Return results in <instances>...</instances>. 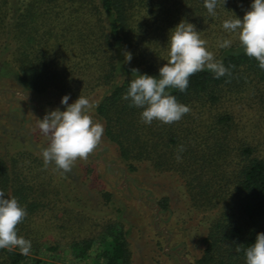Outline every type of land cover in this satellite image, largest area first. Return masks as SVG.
Masks as SVG:
<instances>
[{
  "label": "trees",
  "instance_id": "obj_1",
  "mask_svg": "<svg viewBox=\"0 0 264 264\" xmlns=\"http://www.w3.org/2000/svg\"><path fill=\"white\" fill-rule=\"evenodd\" d=\"M250 4L218 0L210 16L203 0H0L1 73L35 98L53 92L74 101L101 91L94 116L127 173L146 164L153 172L174 174L193 208L214 214L203 252L192 264H245L244 249L264 232V158L242 146L238 160L231 159L229 114L219 117L228 125L222 135L201 124L208 105L245 92L253 82L264 84V70L239 40L218 47L214 58L229 72L215 78L205 68L189 76L185 91L169 89L189 108L172 123H143L141 109L122 97L138 75L133 68L158 75L167 62L169 32L181 19L194 24L200 36L217 37L224 33L222 21L242 18ZM0 191L26 209L17 231L31 241L27 255L0 249V264H62V240L71 264H132L129 231L120 215L100 219L68 205L54 169L36 151H0ZM103 195L110 201L109 192ZM159 205L166 208L167 199Z\"/></svg>",
  "mask_w": 264,
  "mask_h": 264
},
{
  "label": "rangeland",
  "instance_id": "obj_2",
  "mask_svg": "<svg viewBox=\"0 0 264 264\" xmlns=\"http://www.w3.org/2000/svg\"><path fill=\"white\" fill-rule=\"evenodd\" d=\"M214 36H200L213 55L218 41L225 38L232 43L238 41L235 34L225 31ZM101 96L99 91L88 98L95 104ZM61 98L53 92L35 98L24 92L13 76L0 71V151L32 149L41 155V149L49 141L40 133L37 122L47 111L57 107L64 110ZM201 111L203 128H217L221 135L228 125L219 123V117L231 116L228 130L231 159L238 160L242 146H250L264 158V84L253 82L245 92L228 94L219 104L208 105ZM90 114L100 122L93 109ZM226 130L223 136H228ZM48 165L62 184L68 205L81 207L100 219L120 215L129 231L132 264H192L201 256L203 238L214 214L193 208L178 176L153 172L146 164L135 173H127L116 146L104 134L100 144L86 159L77 158L70 171L58 169L53 162ZM105 191L111 194L110 201L104 197ZM164 198L168 202L166 208L159 205ZM61 242L59 262L71 264L70 250Z\"/></svg>",
  "mask_w": 264,
  "mask_h": 264
},
{
  "label": "clouds",
  "instance_id": "obj_3",
  "mask_svg": "<svg viewBox=\"0 0 264 264\" xmlns=\"http://www.w3.org/2000/svg\"><path fill=\"white\" fill-rule=\"evenodd\" d=\"M218 0H203L210 16H215ZM225 32L235 34L244 53L258 62L264 70V0H251L250 7L242 18L237 15L222 21ZM206 42L200 37L194 24L186 19L175 25L167 40V62L158 69V75L140 73L131 79L123 99L130 106L141 109L140 119L145 124L159 120L172 123L181 119L189 111L188 106L179 102L169 91L176 88L187 89L189 76L205 68L214 73L215 78L229 72L220 60H216L207 50ZM232 40L218 41L220 48L231 47ZM128 53L126 60H131ZM70 95L60 100L64 110L59 107L47 111L37 122L38 129L48 138V144L41 149L44 165L53 162L58 169L70 171L77 158L86 159L100 144L104 132L103 125L90 114L94 104L84 95H79L69 103ZM181 151L183 150L181 146ZM177 159L180 156L177 155ZM26 209L15 196H6L0 191V249L17 248L22 255L31 249V241L18 235L17 225L26 216ZM239 251V249H237ZM245 264H264V232L256 234L255 240L244 249Z\"/></svg>",
  "mask_w": 264,
  "mask_h": 264
}]
</instances>
